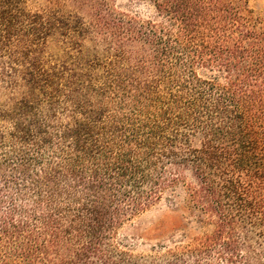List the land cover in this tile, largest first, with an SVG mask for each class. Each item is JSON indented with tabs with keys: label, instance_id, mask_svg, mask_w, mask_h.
Masks as SVG:
<instances>
[{
	"label": "trees",
	"instance_id": "1",
	"mask_svg": "<svg viewBox=\"0 0 264 264\" xmlns=\"http://www.w3.org/2000/svg\"><path fill=\"white\" fill-rule=\"evenodd\" d=\"M37 1L0 0V264H264L250 0ZM177 191L203 231L117 240Z\"/></svg>",
	"mask_w": 264,
	"mask_h": 264
},
{
	"label": "rangeland",
	"instance_id": "2",
	"mask_svg": "<svg viewBox=\"0 0 264 264\" xmlns=\"http://www.w3.org/2000/svg\"><path fill=\"white\" fill-rule=\"evenodd\" d=\"M37 2L40 4L42 0ZM118 3L121 1L118 0ZM250 4L264 17V0H250ZM134 9L144 10L137 5ZM171 197L166 194L161 201L123 224L117 230V240L130 246L134 255L146 256L153 254L159 245L169 246L171 241L180 240L182 234L193 235L203 231L194 218L185 212L183 193H175L173 205L167 200Z\"/></svg>",
	"mask_w": 264,
	"mask_h": 264
}]
</instances>
